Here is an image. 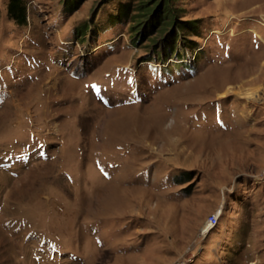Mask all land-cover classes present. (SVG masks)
<instances>
[{
	"label": "rangeland",
	"instance_id": "374dc122",
	"mask_svg": "<svg viewBox=\"0 0 264 264\" xmlns=\"http://www.w3.org/2000/svg\"><path fill=\"white\" fill-rule=\"evenodd\" d=\"M7 1L0 264H264V0Z\"/></svg>",
	"mask_w": 264,
	"mask_h": 264
},
{
	"label": "trees",
	"instance_id": "16d2710c",
	"mask_svg": "<svg viewBox=\"0 0 264 264\" xmlns=\"http://www.w3.org/2000/svg\"><path fill=\"white\" fill-rule=\"evenodd\" d=\"M72 1L73 0H67L69 6H71ZM6 10L9 18L15 24L21 26L26 25V3L24 0H8ZM132 10H135L137 14H140L141 16L149 17L148 23H150V25L159 22L160 25L165 23L174 26L168 36H164L162 39L159 53L161 56L180 54L178 51V42H182L183 37L179 35V32L185 30V26L178 24L179 22L176 21L177 13L172 9L171 0H140L137 3H133L132 0H127L121 2L116 12L111 15V22L130 18V12ZM182 23H186V21H183Z\"/></svg>",
	"mask_w": 264,
	"mask_h": 264
},
{
	"label": "built area",
	"instance_id": "2783aa9c",
	"mask_svg": "<svg viewBox=\"0 0 264 264\" xmlns=\"http://www.w3.org/2000/svg\"><path fill=\"white\" fill-rule=\"evenodd\" d=\"M219 212L214 211L207 217L206 224L201 229V234L205 235L212 227L216 226L219 221Z\"/></svg>",
	"mask_w": 264,
	"mask_h": 264
},
{
	"label": "bare ground",
	"instance_id": "6f19581e",
	"mask_svg": "<svg viewBox=\"0 0 264 264\" xmlns=\"http://www.w3.org/2000/svg\"><path fill=\"white\" fill-rule=\"evenodd\" d=\"M263 25H264V23H263ZM228 91H230L232 93H235V94H244V96L247 97V98H251L255 94V92H245V93H243V92H241L240 89H237L233 85V86H230L229 88L225 89L224 91L220 92V95H225V93L228 92Z\"/></svg>",
	"mask_w": 264,
	"mask_h": 264
},
{
	"label": "crops",
	"instance_id": "0c3cea01",
	"mask_svg": "<svg viewBox=\"0 0 264 264\" xmlns=\"http://www.w3.org/2000/svg\"><path fill=\"white\" fill-rule=\"evenodd\" d=\"M109 198V197H108Z\"/></svg>",
	"mask_w": 264,
	"mask_h": 264
}]
</instances>
